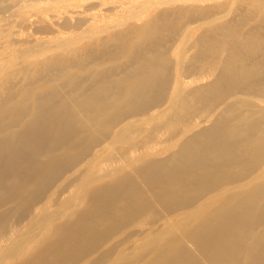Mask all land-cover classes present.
<instances>
[{
  "label": "bare ground",
  "instance_id": "6f19581e",
  "mask_svg": "<svg viewBox=\"0 0 264 264\" xmlns=\"http://www.w3.org/2000/svg\"><path fill=\"white\" fill-rule=\"evenodd\" d=\"M83 1L0 0V264H264V0Z\"/></svg>",
  "mask_w": 264,
  "mask_h": 264
},
{
  "label": "rangeland",
  "instance_id": "374dc122",
  "mask_svg": "<svg viewBox=\"0 0 264 264\" xmlns=\"http://www.w3.org/2000/svg\"><path fill=\"white\" fill-rule=\"evenodd\" d=\"M111 1L112 0H107V4H106V6H110V5H112V3H111ZM97 2V0H84L83 1V3H82V5L83 6H87V5H91V4H94V3H96ZM214 2H220V3H223L224 2V0H206L205 2H204V4H208V3H214ZM245 3H247L246 1H244V0H239L238 2H237V7H239L240 8V6H242V5H244ZM241 10H244L245 8H240ZM73 10H75V11H79L80 10V8H74ZM97 12V10L96 9H93V10H91V11H89V12H87V14H90V13H96ZM248 12H246V14H247ZM75 17H76V15H74ZM110 17H109V19L107 18V19H104V21L103 22H100V23H96V25H100V24H102V23H106V22H109V21H123L124 20V17H125V14H123V13H120V14H118L117 16H114V15H109ZM249 23L250 24H252L253 22L252 21H249ZM88 26L89 25H85V26H83V29H85V28H88ZM80 31H73V30H67V31H64V33L63 34H51V35H47V37L48 38H56V37H70V36H73V35H76V34H78Z\"/></svg>",
  "mask_w": 264,
  "mask_h": 264
}]
</instances>
